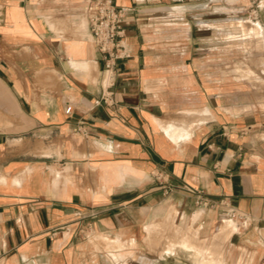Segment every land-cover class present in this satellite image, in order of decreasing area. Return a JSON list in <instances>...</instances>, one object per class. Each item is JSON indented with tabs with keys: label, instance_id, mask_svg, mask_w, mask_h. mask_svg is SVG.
Instances as JSON below:
<instances>
[{
	"label": "crops",
	"instance_id": "obj_1",
	"mask_svg": "<svg viewBox=\"0 0 264 264\" xmlns=\"http://www.w3.org/2000/svg\"><path fill=\"white\" fill-rule=\"evenodd\" d=\"M85 2L0 0V264H264V109L203 78L209 22L114 0L128 57L106 71Z\"/></svg>",
	"mask_w": 264,
	"mask_h": 264
},
{
	"label": "rangeland",
	"instance_id": "obj_2",
	"mask_svg": "<svg viewBox=\"0 0 264 264\" xmlns=\"http://www.w3.org/2000/svg\"><path fill=\"white\" fill-rule=\"evenodd\" d=\"M182 5L196 11L188 13V18L209 22L203 29L211 34L204 37L209 41L205 46L211 49L209 57L202 60L203 78H213L221 89L233 92L234 99L244 101L252 109H264V0H182ZM176 229L158 227L154 231L156 241L167 239ZM233 229L230 222L223 224L216 235L202 241L204 248H218L216 244L223 242ZM220 248L214 253L222 257ZM149 252L157 254L152 249ZM144 258L142 251H134V260L141 262Z\"/></svg>",
	"mask_w": 264,
	"mask_h": 264
},
{
	"label": "built area",
	"instance_id": "obj_3",
	"mask_svg": "<svg viewBox=\"0 0 264 264\" xmlns=\"http://www.w3.org/2000/svg\"><path fill=\"white\" fill-rule=\"evenodd\" d=\"M83 11L88 20V33L97 50L102 54L106 71L113 69L115 62L128 57L122 44L123 22L128 12L127 8H118L114 0H86ZM109 95H103L95 101V105L107 103ZM70 108L66 109L69 112ZM197 204L207 205L197 198ZM226 216L234 221L236 228H243L246 223L244 214L220 202Z\"/></svg>",
	"mask_w": 264,
	"mask_h": 264
},
{
	"label": "bare ground",
	"instance_id": "obj_4",
	"mask_svg": "<svg viewBox=\"0 0 264 264\" xmlns=\"http://www.w3.org/2000/svg\"><path fill=\"white\" fill-rule=\"evenodd\" d=\"M176 129V127H175ZM173 131V130H172ZM175 131V130H174ZM178 131V130H177ZM173 136V135H172ZM223 262L219 259H212V258H208L207 259H202V261L199 264H222Z\"/></svg>",
	"mask_w": 264,
	"mask_h": 264
}]
</instances>
